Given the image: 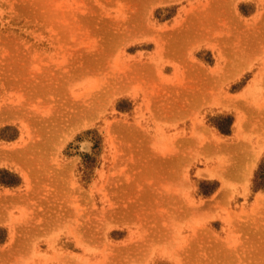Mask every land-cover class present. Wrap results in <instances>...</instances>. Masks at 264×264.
I'll return each instance as SVG.
<instances>
[{"label": "rangeland", "instance_id": "rangeland-1", "mask_svg": "<svg viewBox=\"0 0 264 264\" xmlns=\"http://www.w3.org/2000/svg\"><path fill=\"white\" fill-rule=\"evenodd\" d=\"M264 0H0V264H264Z\"/></svg>", "mask_w": 264, "mask_h": 264}, {"label": "trees", "instance_id": "trees-1", "mask_svg": "<svg viewBox=\"0 0 264 264\" xmlns=\"http://www.w3.org/2000/svg\"><path fill=\"white\" fill-rule=\"evenodd\" d=\"M261 176H262V174L259 175V174L256 173V176H255V179H254L255 180V183H256V186L258 188H260V187L264 188V183L260 180L261 179Z\"/></svg>", "mask_w": 264, "mask_h": 264}, {"label": "bare ground", "instance_id": "bare-ground-1", "mask_svg": "<svg viewBox=\"0 0 264 264\" xmlns=\"http://www.w3.org/2000/svg\"><path fill=\"white\" fill-rule=\"evenodd\" d=\"M264 144V143H263Z\"/></svg>", "mask_w": 264, "mask_h": 264}]
</instances>
